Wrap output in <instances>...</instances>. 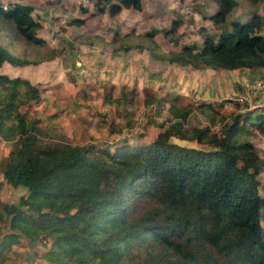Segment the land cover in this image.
<instances>
[{
  "label": "trees",
  "instance_id": "1",
  "mask_svg": "<svg viewBox=\"0 0 264 264\" xmlns=\"http://www.w3.org/2000/svg\"><path fill=\"white\" fill-rule=\"evenodd\" d=\"M101 1L99 10L107 5L109 14L141 8V0ZM215 1L210 18L224 22L236 0ZM32 9L17 1L0 3V67L4 61L38 64L57 55L38 35L41 23ZM259 20L254 15L234 21L218 41L205 36L197 50L188 45L164 51L152 33L146 34L147 47L155 58L178 65L264 68ZM21 42L48 51L29 58L21 55ZM39 95L29 79L0 71V139L11 141L0 164V191L3 185L24 189L15 201L0 197L6 226L0 264H8V252L20 242L42 244V256L53 264H264L258 178L263 164L247 134L250 126L264 131V105L234 114L217 130L188 129L192 107L170 105L171 118L149 142L124 137L111 149L72 142L38 117L27 118L22 106ZM197 107L204 111L207 105Z\"/></svg>",
  "mask_w": 264,
  "mask_h": 264
},
{
  "label": "rangeland",
  "instance_id": "2",
  "mask_svg": "<svg viewBox=\"0 0 264 264\" xmlns=\"http://www.w3.org/2000/svg\"><path fill=\"white\" fill-rule=\"evenodd\" d=\"M16 1L32 5L31 14L41 23L38 35L57 54L49 76L36 84L43 97L33 100L36 107L25 110L28 103L22 111L27 118L38 117L41 124L56 127L72 142L111 149L124 137L131 143L149 142L171 118L170 105L192 107L184 123L188 129L209 125L211 130L236 113L264 105V68H196L169 63L152 55L146 37L152 33L164 51H179L188 45L197 50L205 36L218 41L234 21L244 22L254 15L264 34V0H236L220 23L210 18L218 6L215 0H141L140 9L122 8L116 14H109L107 5L100 11L101 0L0 3L5 6ZM77 18L84 22L77 23ZM123 44L130 48L120 49ZM47 51L23 42L21 55L26 52L29 58H39ZM202 104L207 105L204 111L197 107ZM247 134L263 164L258 178L259 192L264 195V131L250 126ZM170 140L196 145L176 137ZM23 192V188L3 185L0 197L15 201ZM0 230V235L6 231L1 220ZM45 249L40 243L36 247L14 243L7 263L53 264L42 256Z\"/></svg>",
  "mask_w": 264,
  "mask_h": 264
},
{
  "label": "crops",
  "instance_id": "3",
  "mask_svg": "<svg viewBox=\"0 0 264 264\" xmlns=\"http://www.w3.org/2000/svg\"><path fill=\"white\" fill-rule=\"evenodd\" d=\"M55 59L50 60H43L39 62L38 64H25V65H12L7 61H4L0 67V71L2 73H6L9 76H20L29 79L32 83L37 84L38 82L42 81L43 79L47 78L50 74L51 69V63ZM50 65V67L45 68L43 71L42 68ZM46 73V75H45ZM57 83H53L55 85ZM64 86H66L64 84ZM41 98L43 97V93L40 92ZM35 101H31L30 104L25 105L23 108L25 110L28 109V106L36 107L34 106ZM30 107V108H31ZM39 116V115H38ZM27 117V116H26ZM11 149V142L8 140H2L0 139V164L4 160V158L8 155L9 151ZM3 179V174L0 170V180Z\"/></svg>",
  "mask_w": 264,
  "mask_h": 264
}]
</instances>
